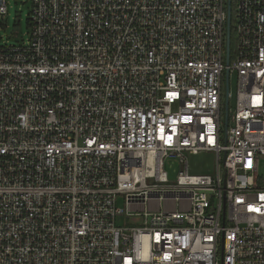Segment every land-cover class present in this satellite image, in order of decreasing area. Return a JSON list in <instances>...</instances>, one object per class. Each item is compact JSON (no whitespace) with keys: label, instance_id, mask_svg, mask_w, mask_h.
<instances>
[{"label":"built area","instance_id":"2783aa9c","mask_svg":"<svg viewBox=\"0 0 264 264\" xmlns=\"http://www.w3.org/2000/svg\"><path fill=\"white\" fill-rule=\"evenodd\" d=\"M30 2L0 45V264H264V0Z\"/></svg>","mask_w":264,"mask_h":264},{"label":"rangeland","instance_id":"374dc122","mask_svg":"<svg viewBox=\"0 0 264 264\" xmlns=\"http://www.w3.org/2000/svg\"><path fill=\"white\" fill-rule=\"evenodd\" d=\"M8 13L0 15V45H18L29 38L31 30L30 14L32 4L30 0H7ZM230 108L234 109L237 102L238 78L237 75L230 76ZM225 124V118H224ZM261 175L264 177V159L261 161ZM165 170L168 172L169 180L176 181L181 166L177 158H168L165 161ZM189 172L192 175L216 174V157L212 153H202L189 156ZM117 208L125 211L124 216H118L116 224L118 227L138 226L143 224L142 217L127 216L128 206L124 197L117 200Z\"/></svg>","mask_w":264,"mask_h":264},{"label":"water","instance_id":"95a60500","mask_svg":"<svg viewBox=\"0 0 264 264\" xmlns=\"http://www.w3.org/2000/svg\"><path fill=\"white\" fill-rule=\"evenodd\" d=\"M231 0H229V4ZM226 52H227V63L230 62V53H231V5L228 7V24H227V41H226ZM226 94L230 92V75L229 71L226 73ZM228 109V106H227Z\"/></svg>","mask_w":264,"mask_h":264},{"label":"trees","instance_id":"16d2710c","mask_svg":"<svg viewBox=\"0 0 264 264\" xmlns=\"http://www.w3.org/2000/svg\"><path fill=\"white\" fill-rule=\"evenodd\" d=\"M29 21H30V19H29ZM234 45V42H233V40H232V46Z\"/></svg>","mask_w":264,"mask_h":264}]
</instances>
